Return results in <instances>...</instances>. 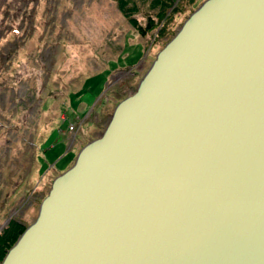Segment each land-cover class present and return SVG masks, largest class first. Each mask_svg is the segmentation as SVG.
I'll return each instance as SVG.
<instances>
[{"label": "water", "instance_id": "obj_1", "mask_svg": "<svg viewBox=\"0 0 264 264\" xmlns=\"http://www.w3.org/2000/svg\"><path fill=\"white\" fill-rule=\"evenodd\" d=\"M2 264H264V0L188 17Z\"/></svg>", "mask_w": 264, "mask_h": 264}, {"label": "rangeland", "instance_id": "obj_2", "mask_svg": "<svg viewBox=\"0 0 264 264\" xmlns=\"http://www.w3.org/2000/svg\"><path fill=\"white\" fill-rule=\"evenodd\" d=\"M205 1L0 0V264Z\"/></svg>", "mask_w": 264, "mask_h": 264}, {"label": "trees", "instance_id": "obj_3", "mask_svg": "<svg viewBox=\"0 0 264 264\" xmlns=\"http://www.w3.org/2000/svg\"><path fill=\"white\" fill-rule=\"evenodd\" d=\"M148 30H151V24H150V22H149V24H147V26H146V28L145 29H139V33H140V35L141 36H144L145 35V33H146V31H148ZM52 99L51 98H49L47 101H46V104H45V106H44V108L47 110V109H49V107L52 105ZM24 230V228H22L20 231H19V233H21L22 231ZM23 233V232H22ZM12 242H14V241H12ZM0 254H1V256L3 255V251H1L0 252Z\"/></svg>", "mask_w": 264, "mask_h": 264}]
</instances>
